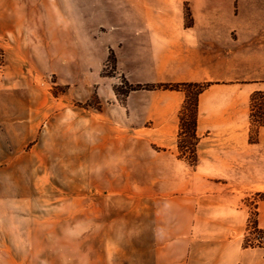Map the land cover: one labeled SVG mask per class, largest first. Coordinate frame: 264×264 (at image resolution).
<instances>
[{"label": "crops", "instance_id": "obj_1", "mask_svg": "<svg viewBox=\"0 0 264 264\" xmlns=\"http://www.w3.org/2000/svg\"><path fill=\"white\" fill-rule=\"evenodd\" d=\"M41 1L0 0V47L11 72H24L21 57H106L112 50L131 84H211L198 99L196 166L177 155L184 91L133 90L120 103L111 84L109 118L121 115L147 141L131 150L140 174L85 177L99 190H84L76 204L66 188L61 219L58 176L44 192L27 175L43 102L0 98V264H58L60 231L67 233L66 264H264V246L244 245L252 213L264 230V126L252 127V95H264V0H73L78 22L60 20ZM44 11L52 15L50 38L34 31ZM38 209H49L50 224L44 230L35 219L28 229L27 214Z\"/></svg>", "mask_w": 264, "mask_h": 264}, {"label": "rangeland", "instance_id": "obj_2", "mask_svg": "<svg viewBox=\"0 0 264 264\" xmlns=\"http://www.w3.org/2000/svg\"><path fill=\"white\" fill-rule=\"evenodd\" d=\"M54 5V9L58 11L60 20L74 21L81 20V8L77 6L73 0H48ZM97 1V0H96ZM94 3L95 0H92ZM41 0H34L33 6H41ZM37 9V8H36ZM188 19L189 12H186ZM46 15L43 24L34 25V31L43 34V37L50 38L53 34L51 29V13H43ZM8 35V33H6ZM42 52H45L43 49ZM111 51L108 56L95 55L83 57L81 55H72L69 57H54L51 55H42L21 57L25 63V70L22 73H14L7 67L6 52L0 47V98L9 101L15 96L25 97L28 101L36 99L44 105L45 119L40 133L34 143L27 147L26 155L28 161L27 175L35 178L36 186L41 187L44 192L50 191L52 179L58 176V193L59 198L55 202L59 203L60 219L66 217V209L63 207L65 203L66 188L73 190L75 193L76 204L82 202V192L84 190H99V185L84 184L83 180L87 176L100 175H117L130 176L140 174L138 163H132L131 150H143V145L147 143L144 137L132 135L130 129V121H126L121 115L116 114V120L113 116L110 119L108 108L111 105L109 93L111 84L119 89V95L116 94L120 103L124 102L129 80L125 73L118 69L117 56L116 59L110 58ZM51 101L53 106H51ZM264 106V95L256 98L254 108L256 115L259 114ZM52 107V108H51ZM261 109V110H260ZM53 111V115H52ZM193 104H189V110L186 112V125L182 136L183 152L179 147L177 155L179 158L186 160L192 159L190 150L193 148L191 143V123H192ZM52 120L58 123V128L51 126ZM68 122L73 128L67 129ZM252 127H257V122L252 123ZM112 128H115L118 135H112ZM58 133L59 139V157L58 167L56 168V160L54 148V134ZM197 144V157L198 147ZM35 144V146H33ZM178 145V140H177ZM153 149L161 150L162 148L152 145ZM189 147V148H187ZM69 151H66V149ZM183 156V157H181ZM55 164V165H54ZM74 176L73 184H66V177ZM29 179V178H28ZM125 181V180H124ZM109 187L114 185L103 184ZM125 187L122 183L117 185ZM48 189V190H46ZM103 190H109L108 188ZM123 190H125L123 188ZM49 197V192L44 194ZM43 198V199H44ZM256 200V199H255ZM44 201H46L44 199ZM48 203L50 201L48 200ZM75 222H81V209L75 210ZM256 214L252 213L248 226L247 243L250 246H260L264 244L252 242L254 234H264L256 226ZM37 223L43 224L44 230L46 225L50 224V211L37 210L27 214V227L32 228ZM72 234V233H70ZM81 236L82 233H75ZM28 238L35 240L38 237L36 232H28ZM59 262L58 264H66L67 260V233L59 232ZM245 243V242H244ZM72 245V243H71ZM247 247V246H246ZM48 248L47 250H49ZM55 249V248H53ZM38 250V248L30 247L28 251ZM46 250V249H44ZM29 255V254H28ZM47 257H43L46 259ZM32 259L31 255L28 260ZM29 264V263H28ZM50 264V263H43Z\"/></svg>", "mask_w": 264, "mask_h": 264}, {"label": "trees", "instance_id": "obj_3", "mask_svg": "<svg viewBox=\"0 0 264 264\" xmlns=\"http://www.w3.org/2000/svg\"><path fill=\"white\" fill-rule=\"evenodd\" d=\"M110 58L116 59L115 53L111 50ZM211 83L209 82H177V83H146V84H131L128 83V87L126 92H124V96L126 97L131 91L133 90H157V89H163V90H181L184 91L186 94V99L184 101V104L179 112V121H180V129L178 133V147L180 152H183L184 146L182 145V136L186 125H188V121H186V112L189 110V104H193V112H192V123H191V140H194L193 143H191V146L193 147L190 150V156L192 159H188L189 163L192 166H196L198 163V157H197V144L200 141V137L197 134V124H198V99L200 94L206 90ZM115 92L117 95H119V89L118 87H115ZM263 92L257 91L252 95V123L257 122V127L264 126V116L262 114L256 115L253 113V107L254 102L257 97L262 96ZM189 148V147H187ZM183 157V156H181ZM260 196L264 198V193H261ZM256 223V222H255ZM264 234V230H261ZM245 246H250L247 243V240H245L244 243ZM264 246V244L260 245Z\"/></svg>", "mask_w": 264, "mask_h": 264}, {"label": "built area", "instance_id": "obj_4", "mask_svg": "<svg viewBox=\"0 0 264 264\" xmlns=\"http://www.w3.org/2000/svg\"><path fill=\"white\" fill-rule=\"evenodd\" d=\"M255 236H254V238L253 239H251V241L253 242H257V243H261V242H263L264 241V237H262L260 234H254Z\"/></svg>", "mask_w": 264, "mask_h": 264}]
</instances>
